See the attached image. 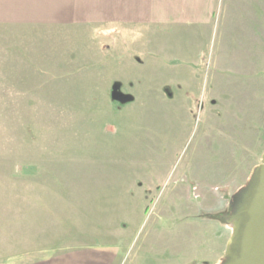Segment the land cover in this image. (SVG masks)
Listing matches in <instances>:
<instances>
[{"label":"rangeland","instance_id":"1","mask_svg":"<svg viewBox=\"0 0 264 264\" xmlns=\"http://www.w3.org/2000/svg\"><path fill=\"white\" fill-rule=\"evenodd\" d=\"M97 35L46 31L31 43L27 35L0 34V59L40 55L46 43V108L30 109L46 113L18 109L13 99L25 90L0 84V204L35 207L34 222L22 228L30 237L20 233L18 243H46V260L92 248L114 254L111 264H201L190 262L198 246L190 232L213 220L203 212L225 216L246 206L262 156L227 158L242 148L219 145L204 83L197 94L171 96L191 86L185 66L171 68L164 57L158 74L152 67L149 82L140 83L131 52L137 43L119 58L123 50L108 54Z\"/></svg>","mask_w":264,"mask_h":264},{"label":"crops","instance_id":"2","mask_svg":"<svg viewBox=\"0 0 264 264\" xmlns=\"http://www.w3.org/2000/svg\"><path fill=\"white\" fill-rule=\"evenodd\" d=\"M56 30L78 36L98 34L95 40L108 54L123 50L119 58L126 57V45L134 47L137 43V49L131 52L138 54L140 83L149 82L147 72L152 67L154 75L158 74L164 57L170 60L171 68L174 63L181 64L182 70L186 68L185 82L192 88L188 86L186 94L174 89L171 96L197 94L202 91L198 84L204 83L205 109L210 113L207 123L220 132L219 145L242 148V154L230 152L227 158L241 163L264 157V0H0V34L27 35L30 41L37 34L46 37V31ZM132 30L137 31V41L128 37ZM123 31L126 38L121 36L125 35ZM39 44L40 55L0 59V84H6L9 90H25L26 95L13 100L18 102V109H27L26 113L46 108L42 106L46 103H41V99L46 100V43ZM132 58L129 55L127 59ZM200 69L203 73L198 76L196 71ZM39 90L43 94H36ZM216 110L222 117H215ZM17 204H0V264H111L115 260L114 254L110 257V253L92 248L46 260V243L39 247L18 243L20 233H27L22 229L24 224L29 227L36 213L30 211L35 207ZM209 214L203 212V217ZM40 216L43 242L45 208ZM212 219L190 232L198 243L192 263H223L232 227L224 219Z\"/></svg>","mask_w":264,"mask_h":264},{"label":"water","instance_id":"3","mask_svg":"<svg viewBox=\"0 0 264 264\" xmlns=\"http://www.w3.org/2000/svg\"><path fill=\"white\" fill-rule=\"evenodd\" d=\"M252 189V196L244 192L246 206L229 209L232 233L222 264H264V157Z\"/></svg>","mask_w":264,"mask_h":264},{"label":"trees","instance_id":"4","mask_svg":"<svg viewBox=\"0 0 264 264\" xmlns=\"http://www.w3.org/2000/svg\"><path fill=\"white\" fill-rule=\"evenodd\" d=\"M210 216H211V218H217V219H224V220H226L227 217H228V214L225 215V216H222V215H216V216L210 215Z\"/></svg>","mask_w":264,"mask_h":264}]
</instances>
